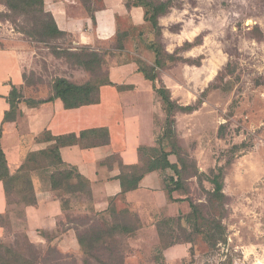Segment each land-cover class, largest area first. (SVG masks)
I'll return each mask as SVG.
<instances>
[{
    "label": "rangeland",
    "instance_id": "rangeland-1",
    "mask_svg": "<svg viewBox=\"0 0 264 264\" xmlns=\"http://www.w3.org/2000/svg\"><path fill=\"white\" fill-rule=\"evenodd\" d=\"M94 5L106 9L101 0ZM34 22L32 13H12L0 3V46L15 45L16 41L9 38L15 33L37 47V66L27 74V83L31 84L30 96L41 99L52 95L56 77L74 75L71 66L75 64L62 52L73 46V38H42L35 33ZM159 22L164 48L188 60L170 63L159 71L173 99L180 104L195 103L210 87L197 111L176 113L181 155L187 164L183 172L187 187L181 193L200 204L206 217H222L226 228L222 240L211 246L202 234L191 232L183 220L186 228L178 232V244L187 245L188 250L181 257L165 259L166 264H264V0H177ZM120 26L131 31L133 40L125 45L137 55L130 57L118 50L97 71L87 70L89 79L103 78L110 63L129 57L154 61V53L146 48L148 41L157 39L150 23L135 26L121 22ZM141 30L144 43L137 37ZM186 41L196 43L187 49L183 46ZM110 42L109 47L117 46L114 34ZM235 145L239 147L234 149ZM219 167L224 170L226 198L213 208L208 201V192L214 188L211 171L218 173ZM75 203L65 219L78 224L79 232L103 225L105 218L111 220L109 215L103 218L91 211L86 197ZM146 219L150 224L145 222L138 236L117 235L116 261L104 249L96 255L108 264H118L121 256L124 264H158L155 258L160 244L153 226L155 219ZM5 229L1 239L4 244L28 259L47 258L46 263L38 264H84L79 252L62 253L60 259L49 254V245L57 247L52 240L31 245L26 237V220L19 212L10 213ZM189 239L192 242L186 241ZM91 261L103 264L96 258Z\"/></svg>",
    "mask_w": 264,
    "mask_h": 264
},
{
    "label": "crops",
    "instance_id": "crops-1",
    "mask_svg": "<svg viewBox=\"0 0 264 264\" xmlns=\"http://www.w3.org/2000/svg\"><path fill=\"white\" fill-rule=\"evenodd\" d=\"M101 1L106 9L98 8L95 19L80 0H45V10L53 15L58 28L73 38L70 50L88 48L107 52V60L108 56L114 55L118 50L129 53L130 57L137 55L127 45L124 49L108 45L113 34L117 39L118 33L126 30L130 35L125 43L127 40L132 41L131 31L121 28L120 23L137 26L147 22L144 9H128L127 0ZM142 31L138 32L137 37L144 43ZM18 36L11 33L9 37L16 41L15 45L0 46V145L6 154L10 172L15 173L30 153L52 145L53 142L38 139L43 132L48 131L55 136L75 134L77 140L60 144L61 158L67 166L77 168L88 179L93 195L92 205L96 212L106 210L112 199L116 198L122 204L121 207L128 206L139 212L147 224L150 223L146 218H154L155 228L157 222L165 217L187 214L190 211L187 200L176 202L167 197L166 178L174 173L171 169L146 174L139 187L126 194L125 201L119 198L122 192V165L138 164L141 146L158 145L157 139L163 132L166 120L154 82L147 79L140 70L137 59L129 57L122 62L109 64L107 76L111 84L100 86V101L97 103L66 108L60 98H55L30 105L26 100L32 98L27 74L37 66L38 51L31 42ZM71 67L74 75L61 77L77 84L90 80L86 69L78 65ZM14 87L23 97L19 100L15 119L5 121V113L11 108L8 97ZM33 99L40 100L36 97ZM93 129L101 131L81 139L82 132ZM94 140L97 144L93 146H86L84 143H92ZM169 158L171 162L177 161L175 155H170ZM52 170H35L31 174L37 204L25 207L26 233L33 243L46 244L52 239L61 251L77 253L80 247L76 229L72 222L65 219L67 211L61 205L63 194L51 188L49 176ZM181 191H175L173 196L185 198ZM7 209L5 187L3 181H0V219ZM60 226L63 228L60 229ZM5 235L6 229L0 220V239ZM187 250V245L175 244L163 251L162 261L166 264L165 259L181 257Z\"/></svg>",
    "mask_w": 264,
    "mask_h": 264
},
{
    "label": "trees",
    "instance_id": "trees-1",
    "mask_svg": "<svg viewBox=\"0 0 264 264\" xmlns=\"http://www.w3.org/2000/svg\"><path fill=\"white\" fill-rule=\"evenodd\" d=\"M87 12L95 19V11L98 7L94 3L98 0H80ZM177 0H127V7H142L144 9V18L150 23L151 28L156 34V40L148 41L146 47L154 53V61L152 64L147 63L145 60L137 59L140 70L145 74L146 78L154 82V88L160 98L162 107L166 113V120L163 132L157 139L156 147H140V162L135 165H122V173L120 175L122 183V192L120 200L125 201V196L128 192L133 191L139 187L141 180L146 174L167 169H171L174 173L166 178V193L169 200L176 202L188 201L190 211L185 215L178 217H165L159 220L156 224L160 248L156 261L159 264L163 263V251L175 244L181 242V238L177 235L180 231H185L183 220L188 223L191 232L202 234L204 239L211 246H216L225 232V226L222 222V217L215 219L206 217L203 214L202 206L195 203L190 197L175 198L174 192L177 190H186V183L183 178V172L187 168L186 161L181 155V147L178 140L176 130V113H193L197 111L203 102L208 92L207 88L202 92L201 97L195 102L190 104H180L172 97L169 87H167L160 78V70L164 69L170 63L174 64L180 61H188L185 57L176 52L167 51L160 37L162 35V27L159 18L166 15L175 6ZM7 9L12 13L28 14L35 17L36 34L45 39L58 40L68 36V34L60 30L56 24L53 15L45 10V0H0ZM130 35L129 31L119 32L117 35L116 48H125V40ZM196 43V42H195ZM193 42L186 41L185 48L194 46ZM65 55L73 64L83 67L84 69L95 72L106 64L107 52H97L89 50L88 48H81L79 50L62 49ZM197 64V63H196ZM161 83V84H159ZM103 84H111L107 73L101 79L88 80L87 82L77 84L65 77H56L52 83V95L46 99L36 100L33 98L26 99L30 105H37L45 101L60 98L66 108H76L86 104L97 103L100 101V86ZM23 94L14 87L11 91L8 100L11 105L9 111L5 113V121L14 120L17 114L19 100ZM101 130L93 129L81 133V139L90 135L99 133ZM40 141L53 142L52 145L43 150L32 152L28 155L25 162L15 172L11 173L6 154L0 145V181H3L5 193L7 197L8 209L1 215V223L5 228V220L13 211L19 212L25 218V207L37 204V195L32 179V172L50 171L51 188L59 191L62 196L63 210L73 211L76 203L75 201L80 197H86L90 210L98 216L104 218L109 215L111 220L105 218L103 225H92L84 232L78 231V224L74 227L76 229L77 241L79 243L80 251L84 256V264H93L91 258H96L97 261L103 262L96 252L100 249L107 250L110 253L112 261H116V250L118 245L114 244L117 235H122L128 238L136 237L143 228L145 222L139 212L131 209L128 206L119 207L118 202L112 199L110 206L101 212H96L93 208V195L91 186L88 179H86L75 167L67 166L60 154V144L69 143L77 140L75 134L55 136L52 133L45 131L38 137ZM86 146H93L97 144L95 140L91 143L84 142ZM92 144V145H90ZM235 145L233 148H238ZM170 148V150H167ZM175 155L176 162H171L169 156ZM214 177L210 179L214 188L209 191V203L211 207L221 204L226 195L224 189V170L222 167L218 168V173L215 170L211 171ZM202 174V173H200ZM197 175V174H196ZM19 208V209H18ZM202 220V222H201ZM26 237L31 245H37ZM52 240V239H51ZM192 242V239L186 240ZM48 253L55 255L57 259L61 258V251L56 246L49 245L47 247ZM47 258H40L35 256V259H28L17 252L11 247H8L0 239V264H38L46 263ZM118 264H124V258L119 257Z\"/></svg>",
    "mask_w": 264,
    "mask_h": 264
}]
</instances>
